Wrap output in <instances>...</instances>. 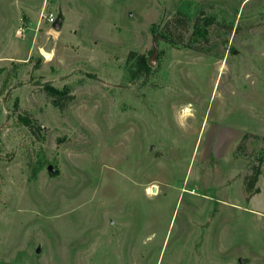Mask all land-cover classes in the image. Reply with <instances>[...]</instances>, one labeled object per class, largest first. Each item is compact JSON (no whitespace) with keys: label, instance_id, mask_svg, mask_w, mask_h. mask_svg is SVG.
<instances>
[{"label":"rangeland","instance_id":"rangeland-1","mask_svg":"<svg viewBox=\"0 0 264 264\" xmlns=\"http://www.w3.org/2000/svg\"><path fill=\"white\" fill-rule=\"evenodd\" d=\"M260 150L264 0H0V264H264Z\"/></svg>","mask_w":264,"mask_h":264},{"label":"trees","instance_id":"trees-1","mask_svg":"<svg viewBox=\"0 0 264 264\" xmlns=\"http://www.w3.org/2000/svg\"><path fill=\"white\" fill-rule=\"evenodd\" d=\"M200 14H202L200 12ZM188 14H186V17ZM214 16H203L196 15L193 19L191 38L189 43H186V46H192V48H198L200 46H193L192 44L198 42L199 39L206 40L208 38L209 26L214 22ZM231 27V26H230ZM229 28V27H228ZM161 37L166 39L167 41L178 44L179 41L175 39L169 28H164V30L160 31ZM207 41V40H206ZM226 42V41H225ZM203 48V47H202ZM147 64L144 56L142 54H137L134 51H130L127 56V71L130 78H136L137 76L144 74L147 72ZM51 93L56 95V98H61L60 96L63 94L59 89L50 88ZM50 93V91H49ZM50 93V94H51ZM58 104V103H57ZM247 137V134H243L241 137L239 148H241V142H243ZM257 160L256 163L253 161L250 167V174L245 178L244 187L245 191L248 194H252L255 192H259V188L255 186L258 177L261 175V164L264 161V152L263 150L259 151V155L255 157Z\"/></svg>","mask_w":264,"mask_h":264},{"label":"water","instance_id":"water-1","mask_svg":"<svg viewBox=\"0 0 264 264\" xmlns=\"http://www.w3.org/2000/svg\"><path fill=\"white\" fill-rule=\"evenodd\" d=\"M61 21H62V19H61V15L59 14V15L57 16V18H56V19L53 21V23H52L53 28L56 29V30H58V29L60 28V26H61ZM52 41H53V38H52V37H50V38L47 40L46 44H45L44 47H43V49H44L45 51L50 52V51L52 50ZM149 63H150V64H153V61H151V60L149 59ZM36 250L39 251V248H37Z\"/></svg>","mask_w":264,"mask_h":264},{"label":"bare ground","instance_id":"bare-ground-1","mask_svg":"<svg viewBox=\"0 0 264 264\" xmlns=\"http://www.w3.org/2000/svg\"><path fill=\"white\" fill-rule=\"evenodd\" d=\"M189 107H184V109H183V115H187L188 113H190L189 112ZM153 187H156V185H153ZM154 189V188H153ZM152 189V187L151 186H148L147 188H146V191L149 193V194H154V190Z\"/></svg>","mask_w":264,"mask_h":264},{"label":"built area","instance_id":"built-area-1","mask_svg":"<svg viewBox=\"0 0 264 264\" xmlns=\"http://www.w3.org/2000/svg\"><path fill=\"white\" fill-rule=\"evenodd\" d=\"M48 20H49L50 22L54 21V16H53L52 14H50L49 17H48ZM52 23H53V22H52Z\"/></svg>","mask_w":264,"mask_h":264},{"label":"flooded vegetation","instance_id":"flooded-vegetation-1","mask_svg":"<svg viewBox=\"0 0 264 264\" xmlns=\"http://www.w3.org/2000/svg\"><path fill=\"white\" fill-rule=\"evenodd\" d=\"M227 43V41L226 42H224V44H226Z\"/></svg>","mask_w":264,"mask_h":264}]
</instances>
